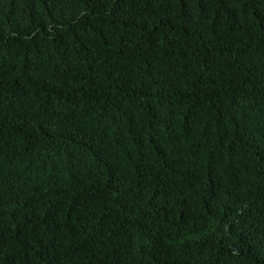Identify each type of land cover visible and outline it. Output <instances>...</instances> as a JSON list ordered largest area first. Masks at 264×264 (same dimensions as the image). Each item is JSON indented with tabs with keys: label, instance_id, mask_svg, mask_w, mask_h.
Masks as SVG:
<instances>
[{
	"label": "trees",
	"instance_id": "trees-1",
	"mask_svg": "<svg viewBox=\"0 0 264 264\" xmlns=\"http://www.w3.org/2000/svg\"><path fill=\"white\" fill-rule=\"evenodd\" d=\"M0 264H264V0H0Z\"/></svg>",
	"mask_w": 264,
	"mask_h": 264
}]
</instances>
